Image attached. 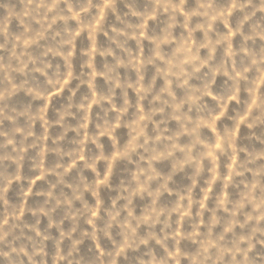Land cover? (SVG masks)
<instances>
[{"label":"clouds","instance_id":"obj_1","mask_svg":"<svg viewBox=\"0 0 264 264\" xmlns=\"http://www.w3.org/2000/svg\"><path fill=\"white\" fill-rule=\"evenodd\" d=\"M0 264H264V0H0Z\"/></svg>","mask_w":264,"mask_h":264}]
</instances>
